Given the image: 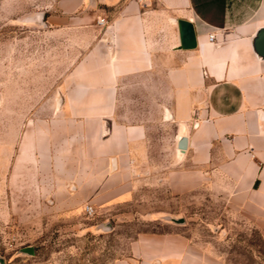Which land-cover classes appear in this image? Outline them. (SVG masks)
Wrapping results in <instances>:
<instances>
[{
    "label": "crops",
    "instance_id": "crops-1",
    "mask_svg": "<svg viewBox=\"0 0 264 264\" xmlns=\"http://www.w3.org/2000/svg\"><path fill=\"white\" fill-rule=\"evenodd\" d=\"M146 1L104 0L113 11L101 25L55 23L81 29L88 45L60 56L58 111L40 132V169L55 172L48 200L111 203L131 193L142 173L160 171L157 181L170 193L205 190L264 240V57L254 46L264 29V0ZM181 19L193 25V49L181 48ZM146 109L169 129L173 165L146 170L142 163ZM182 135L187 147L178 155ZM129 248V257L113 264H220L175 232L139 233Z\"/></svg>",
    "mask_w": 264,
    "mask_h": 264
},
{
    "label": "rangeland",
    "instance_id": "rangeland-1",
    "mask_svg": "<svg viewBox=\"0 0 264 264\" xmlns=\"http://www.w3.org/2000/svg\"><path fill=\"white\" fill-rule=\"evenodd\" d=\"M76 2L0 0V264H113L129 257L130 242L144 232L180 233L220 264H264V240L247 220L205 190L170 193L157 181L160 171L142 173L131 193L111 203H50L55 172L40 169V132L58 111L60 56L81 54L88 45L87 33L55 23L101 25L113 11L104 0ZM144 115L150 125L144 167L173 165L169 129L154 109Z\"/></svg>",
    "mask_w": 264,
    "mask_h": 264
},
{
    "label": "water",
    "instance_id": "water-1",
    "mask_svg": "<svg viewBox=\"0 0 264 264\" xmlns=\"http://www.w3.org/2000/svg\"><path fill=\"white\" fill-rule=\"evenodd\" d=\"M179 35H180V45L181 48L184 49H193L197 45L196 36L194 33L193 25L189 21L179 20ZM255 50L258 54L264 57V29L259 32L257 39L254 42ZM177 147L179 151L183 152L187 147V137L186 135H182L179 140ZM28 253H33L31 247H27L23 249Z\"/></svg>",
    "mask_w": 264,
    "mask_h": 264
},
{
    "label": "built area",
    "instance_id": "built-area-1",
    "mask_svg": "<svg viewBox=\"0 0 264 264\" xmlns=\"http://www.w3.org/2000/svg\"><path fill=\"white\" fill-rule=\"evenodd\" d=\"M142 6H145L147 4V1L146 0H137ZM99 22H103V19L100 20ZM214 38V36L211 34L209 35V39L212 40ZM85 212L86 213H92L93 209L90 205H86L85 206Z\"/></svg>",
    "mask_w": 264,
    "mask_h": 264
},
{
    "label": "bare ground",
    "instance_id": "bare-ground-1",
    "mask_svg": "<svg viewBox=\"0 0 264 264\" xmlns=\"http://www.w3.org/2000/svg\"><path fill=\"white\" fill-rule=\"evenodd\" d=\"M177 153H178V155H180L181 154V151H179V149L177 150Z\"/></svg>",
    "mask_w": 264,
    "mask_h": 264
}]
</instances>
